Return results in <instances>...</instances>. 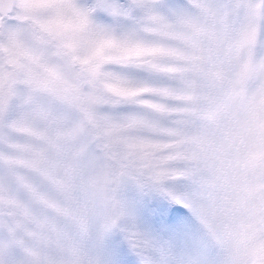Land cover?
<instances>
[{
	"label": "snow or ice",
	"instance_id": "6c2138e0",
	"mask_svg": "<svg viewBox=\"0 0 264 264\" xmlns=\"http://www.w3.org/2000/svg\"><path fill=\"white\" fill-rule=\"evenodd\" d=\"M0 264H264V0H0Z\"/></svg>",
	"mask_w": 264,
	"mask_h": 264
}]
</instances>
